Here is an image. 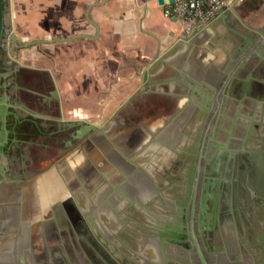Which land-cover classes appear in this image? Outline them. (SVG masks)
<instances>
[{"label": "flooded vegetation", "instance_id": "flooded-vegetation-1", "mask_svg": "<svg viewBox=\"0 0 264 264\" xmlns=\"http://www.w3.org/2000/svg\"><path fill=\"white\" fill-rule=\"evenodd\" d=\"M237 24L227 23L218 46L153 36L151 54L123 65L105 89L78 84L73 98L46 47L55 41L3 37L0 264H184L222 81L264 38V25L252 22L246 40ZM34 46L39 65L22 53ZM235 127L233 146L264 137V70L251 78Z\"/></svg>", "mask_w": 264, "mask_h": 264}, {"label": "water", "instance_id": "water-1", "mask_svg": "<svg viewBox=\"0 0 264 264\" xmlns=\"http://www.w3.org/2000/svg\"><path fill=\"white\" fill-rule=\"evenodd\" d=\"M174 1L156 0L158 6ZM238 3L234 0L212 19L231 12ZM209 22L186 36L202 35ZM10 32L18 39L5 27L4 0H0V49L3 37ZM57 40L67 41H52ZM259 70H264V38L236 56L222 81L199 153L194 219L184 264H264V137L247 146H233L231 141L237 138L235 124L242 114L250 80L257 78Z\"/></svg>", "mask_w": 264, "mask_h": 264}, {"label": "crops", "instance_id": "crops-1", "mask_svg": "<svg viewBox=\"0 0 264 264\" xmlns=\"http://www.w3.org/2000/svg\"><path fill=\"white\" fill-rule=\"evenodd\" d=\"M237 1L231 12L208 19L207 30L198 37L218 46L227 23L237 21L240 24L236 27L242 30L235 28L233 32L250 39L252 22L264 25V0ZM7 8L17 38L30 43L67 39L46 47L60 58L62 80L70 98L80 83L94 85L97 90L105 89L124 72L123 65L153 52V36L188 35L179 21L164 15V6H158L156 0H10ZM252 12L258 15L252 17ZM211 19L216 21L213 25H209ZM202 43L198 52L203 50ZM217 46L209 48L216 51ZM29 52L32 63L38 64L34 60L40 57L36 47L22 50L24 57Z\"/></svg>", "mask_w": 264, "mask_h": 264}, {"label": "built area", "instance_id": "built-area-1", "mask_svg": "<svg viewBox=\"0 0 264 264\" xmlns=\"http://www.w3.org/2000/svg\"><path fill=\"white\" fill-rule=\"evenodd\" d=\"M233 0H175L164 5V15L175 18L185 34L194 32Z\"/></svg>", "mask_w": 264, "mask_h": 264}, {"label": "rangeland", "instance_id": "rangeland-1", "mask_svg": "<svg viewBox=\"0 0 264 264\" xmlns=\"http://www.w3.org/2000/svg\"><path fill=\"white\" fill-rule=\"evenodd\" d=\"M40 47V46H39Z\"/></svg>", "mask_w": 264, "mask_h": 264}]
</instances>
